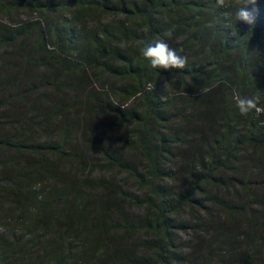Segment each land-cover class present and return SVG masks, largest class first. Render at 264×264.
Returning a JSON list of instances; mask_svg holds the SVG:
<instances>
[{"label":"trees","instance_id":"1","mask_svg":"<svg viewBox=\"0 0 264 264\" xmlns=\"http://www.w3.org/2000/svg\"><path fill=\"white\" fill-rule=\"evenodd\" d=\"M201 2V0H134L126 4L120 0H62L52 5L50 2L40 3L39 0H16L17 4L39 10L54 9L53 7L58 10L72 8L73 20L68 23L58 21L50 35L41 26L38 31L31 23L18 25L11 28L13 30L8 34L0 36V47L28 39L35 33L37 37L30 59L35 61L37 68L46 66L52 69L54 64L65 65L64 54L69 52L74 53L76 59L67 62L69 68L66 73L69 76L61 77L68 83L65 90L72 92L73 96H69L70 102L64 104L61 101L53 106L57 115L67 116L61 140L26 145L21 141L14 142L8 137H0V147L17 151L29 150L33 158L37 157L36 162L29 166L22 160L10 161V166L21 163V167L32 168L31 171L36 169L34 175H37L38 167H42L41 159H45L50 153L64 152L69 153L70 157L73 156V152L75 154L79 149L76 147L75 150L71 148L74 146L66 145L72 142L75 133H82L83 141L95 145L103 154L104 163L99 164L100 168L116 167L134 175L141 182V189L144 190L141 196L124 192L118 193L117 197H129V201L138 208L146 209V214L122 218L120 221L125 232L139 230L153 232L155 238L149 243L155 246L157 252L153 258H148L131 255L127 250H123L124 246L119 245V238L114 236L115 227L120 225L112 221L110 223L114 224L110 228L112 224L105 225L100 222L104 218L109 221L112 213L121 214L122 207L117 206L116 201L111 204H99L94 201L96 199L81 195L78 190L80 185L86 189H94L87 184L88 179L81 180L82 182L78 179H68L64 182L57 172L49 171L56 183L60 184L59 186L57 183L50 192H45L42 188H32L36 187L37 182L31 181L22 185L26 179L15 185V192H9L6 199L13 208H9L1 219L10 220L15 229H18L16 225L20 226V229L19 235L11 241L0 236V264L180 263L181 253L177 250V235L187 225L176 218L177 211L184 204L203 206L208 199L210 200L209 194L205 192V184L216 182L220 185L225 179L223 173L237 164L238 157L247 146L259 150L261 148L258 146L264 144V113L250 111L249 115L248 113L242 115L234 100L236 97L245 98V94L242 93L248 90L252 91L251 98H261L263 94L264 31L258 33L253 40H247V45L237 34L233 38L225 36L214 43L213 49L217 57L222 55L234 57L235 53L245 51L247 53L244 62L240 57L235 58L233 62L221 60L216 63L217 66L197 65L187 61L183 69H163L152 67L151 62L142 55L143 48L148 44L154 45L167 30L163 15L166 9L173 7L182 11V15H187L190 9L201 8ZM3 3L0 0V8L4 7ZM96 12L122 14L128 16L132 24L118 29L111 23L93 28L86 26L85 22L87 23ZM123 38H131L138 44L132 50L122 49L119 44ZM238 43L242 45L243 50L237 49ZM48 45L58 48L61 54H51L48 57V53L54 52L53 49L47 48ZM43 51L45 57L42 55ZM56 56L58 58L53 63ZM46 57L51 60L46 61ZM87 65L99 68L100 73L106 72L121 77L123 82L118 89L124 93L126 101H136L139 106L124 108L122 104H113L108 95L102 97L103 101L100 100L98 103L90 101L88 96L79 90L83 77H89L85 73ZM170 75H177L182 79L183 89L206 90L197 96L202 100L201 108L196 109V113L191 115L198 121L207 119V115L214 118L212 126L209 127L212 133L208 138L212 142L208 141L206 150L208 160L200 157L201 170L196 173L192 171L193 188L178 189L176 192L163 185L165 172L162 168V157L181 139L180 135L166 134L164 130L162 131L167 127L166 123L171 120V116L165 110L169 98L166 93L161 94L159 80ZM52 85L54 91L58 92L61 83ZM82 99L89 100L90 105L87 102H80L78 106L84 110H75L73 106L77 100ZM258 106L264 107L263 102L258 101ZM86 111L90 116L99 117L107 112L108 117H114L107 121L94 119L83 122L82 116ZM177 115L184 116L180 112ZM232 119L243 121L246 125L248 122L249 130L239 133L230 126ZM220 121L223 126L218 129ZM94 125L100 126L103 131L131 126L130 137L120 136L117 139L121 145L128 148L138 145L143 150V158L147 164L146 172H139L133 161L112 150L111 144L103 137L98 126ZM134 125L137 126L133 127ZM228 177L232 181H239L236 176ZM260 179L262 180L258 188L264 190V176ZM149 184L153 187L150 192ZM241 186L247 191L251 189L247 184ZM250 193L254 204L264 206L263 192ZM214 197L219 198L216 194ZM113 205L117 212L111 208ZM148 207L151 209L148 210ZM14 212H17V215ZM108 217L110 218L107 219ZM64 233H67V237L61 239ZM26 237H30L31 242L28 240L25 242ZM249 243L250 246L254 244L252 241Z\"/></svg>","mask_w":264,"mask_h":264},{"label":"rangeland","instance_id":"2","mask_svg":"<svg viewBox=\"0 0 264 264\" xmlns=\"http://www.w3.org/2000/svg\"><path fill=\"white\" fill-rule=\"evenodd\" d=\"M1 1L4 2V7L0 8V36L11 32L13 30L11 28L29 23L38 28V31L40 26L44 27L50 35L58 21L68 23L71 19L73 20L72 8L58 10L53 7L54 9L40 8L41 10H39L17 4L16 0ZM61 1L39 0L40 3L50 2L52 5ZM120 1L126 4L134 2V0ZM201 1V8L190 9L187 15H182V11L173 7L166 9L163 15L167 30L159 37L158 41L162 40L168 43L178 55L197 65H216L221 60L233 62L238 57L242 58L243 62L246 61L247 52L245 51L235 53L234 57L223 55L217 57L213 46L219 39L225 36L233 38L235 34L247 45V40L251 41L258 33L263 32L264 0H256L255 4L246 6L254 16V22L251 24L236 19L238 8L243 6L247 0H241L240 5L232 0L230 6L227 7L217 6L216 0ZM105 23H111L115 29L132 24L128 16L96 12L87 23L85 22V25L93 28ZM36 35L33 33L28 39H21L12 45L0 47V137H8L14 142L21 141L26 145L61 140L62 128L67 121V116L57 115L53 106L61 101L64 104L68 103L70 102L69 96H73L72 92L65 90L68 83L61 77L69 76L66 73L69 68L67 62L75 60L76 55L71 52L64 54L65 65L54 64L52 69L46 66L37 68L35 61L30 59ZM137 44L131 38H123L119 46L122 49L132 50ZM47 48L54 51L48 53V57L51 54H61L58 48L50 45ZM240 48L243 50L241 44L237 49ZM42 55H45L44 51ZM48 57H46V61L51 60ZM57 58V56L54 58L53 63ZM100 71L99 68L87 65L85 73L89 77H83L84 79L81 81L79 90H82L90 101L98 103L100 100L103 101L102 97L108 95L113 104H122L124 108L139 106L136 101H126L124 93L118 89L123 82L121 77L106 72L100 73ZM181 82L182 79L177 75H170L159 80L161 94L166 93L169 98L165 110L171 116V120L166 123L167 127L162 131L164 130L166 134L175 133L181 137L162 157V168L165 172L163 185L171 189L172 192H176L178 189L193 188L194 183L191 184L192 171L196 173L201 170L200 157L208 160L206 157L208 141L212 142L208 138L212 133L209 127L212 126L211 122L214 120L213 117L207 115V119L198 121L191 115L196 113V109L201 108L202 100L197 96L206 90H186L183 89ZM52 83H61L58 92L54 91ZM251 93L252 91L248 90L242 95L245 94V99L251 98ZM89 100H77L73 108L82 111L84 109L78 106L79 103L87 102L90 105ZM259 101L264 104V89ZM178 112L184 116L179 117ZM252 112L255 111L252 110ZM113 117H108L107 112L102 113L99 117L90 116L86 111L82 120L83 122L94 119L107 121ZM219 124L220 128L218 129H221L223 126L221 121ZM247 125L237 119L230 120V126L239 133L249 130ZM98 128L103 137L111 144L112 150L133 161L139 172H146L147 164L143 158V150L138 145L128 148L121 145L117 139L120 136L130 137L131 126H123L109 131H103L100 126ZM64 137H66V133ZM70 145L74 146L71 148H75V150L76 147L79 149L75 154L73 152V156H71L73 159L69 153H50L45 159H41L42 167H38L37 175H34L36 169L31 171L32 168L21 167V163L10 166V161L16 160L25 161L28 166L36 162L35 158L37 157L33 158L29 150L17 151L0 147V236L11 241L19 235L20 226L16 225L18 229H15L13 224H10V220L1 219L9 208H13L6 199L9 192H15V185L23 179L26 181L23 180L22 185L31 183V181L37 182L36 187L32 188H42L45 189V192H50L57 186V183L59 184L49 173V171H55L64 182H67L68 179H78L80 182L88 179L87 184L93 186L94 189H86L80 185L79 193L96 199L94 201L99 204H111L116 201L117 206H121L123 212L121 214L112 213L109 221L104 218L100 222L105 225L112 224L110 228L114 222L120 225L115 227L114 236L119 238L118 242L119 245L124 246L123 250L138 257L153 258L157 251L149 241L155 238L154 233L144 230L125 232L120 221L122 218L146 214V209L138 208L129 201V197H117L118 193L123 194L124 192L141 196L144 193V190L141 189V182L134 175L116 169V167L100 168L99 164L104 163L103 154L95 145L85 143L82 133H75L72 142L67 143L66 146L70 147ZM258 147L261 149L257 150L247 146L238 157L237 164L229 168L228 172L223 173L225 179L220 185L216 182L205 184V192L209 194L210 200L208 199L203 206L184 204L177 211L176 218L187 225L177 235V250L181 253L179 264H264V206L254 204L252 193H250V191L255 194L264 193V190L258 188V184L262 180L260 178L264 176V144ZM228 176H236L239 181H232ZM242 184H247L251 189L245 190L241 186ZM150 189H153L151 184L148 186V192ZM215 194L219 197L218 199L214 197ZM115 205L111 208L117 212L114 209ZM150 209L148 207V210ZM14 214L17 215V212ZM48 217L50 216L48 215ZM112 221L114 222L110 223ZM66 237L67 233L61 235V239ZM26 240L31 242L30 237H26L25 242ZM147 240L148 243H146ZM250 241L254 242L251 246L249 245Z\"/></svg>","mask_w":264,"mask_h":264},{"label":"clouds","instance_id":"3","mask_svg":"<svg viewBox=\"0 0 264 264\" xmlns=\"http://www.w3.org/2000/svg\"><path fill=\"white\" fill-rule=\"evenodd\" d=\"M232 0H216L217 6H230ZM256 0H247L243 6H240L236 12V19L246 23H253L254 16L247 9L248 4H255ZM237 5L241 4V0H235ZM171 35V34H169ZM142 55L151 62L152 67L163 69L177 68L183 69L186 65V58L177 54L176 50L170 48L169 44L160 40L155 44H148L142 50ZM151 87V85H149ZM259 97L256 98H239L236 97L237 107L242 115L255 110L257 114L264 113V107L258 106Z\"/></svg>","mask_w":264,"mask_h":264}]
</instances>
